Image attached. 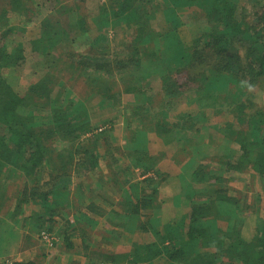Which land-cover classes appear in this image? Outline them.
Listing matches in <instances>:
<instances>
[{
  "label": "trees",
  "instance_id": "16d2710c",
  "mask_svg": "<svg viewBox=\"0 0 264 264\" xmlns=\"http://www.w3.org/2000/svg\"><path fill=\"white\" fill-rule=\"evenodd\" d=\"M252 1L107 0L108 6L103 9L106 18L101 23L97 21V25L107 27L110 21L115 27L120 24V27L132 30V39L126 47L129 57L123 54L105 60L99 59L100 53H93V56L84 55L86 60L75 62L70 53H65L63 65L70 68L77 65L81 69L80 75L85 77L89 92L85 99H78V102L70 99L65 103L71 91L58 79L59 73L64 74L66 70L62 72L57 62L65 52L70 32L60 18L63 14L75 18L69 28L84 34L88 29L86 18L71 8L83 0L63 5L55 0L52 10L39 20L35 33L26 36L28 42L31 38L30 49L38 56L40 65L46 60L48 63L44 74L27 88L23 96L16 94L2 73L6 69H15L25 60V45L12 41L16 27L13 32L8 14L23 19L24 26L31 25L40 12L34 0H0V215L8 200L5 190L7 174L33 180L30 187L24 185L20 199L9 213L10 218L16 219L15 214L21 211L20 205L27 204L30 197L41 200L45 213H48L46 216L53 215L46 219L40 214L35 215L34 220L40 225L68 212L80 211L81 215H88L94 208L91 202L94 198H88L82 206L79 205L83 199L73 205L69 185L60 183L72 173L73 179H81L90 172L94 174L90 175L94 182L90 184V190L94 189L96 193L103 186L112 192L123 191L122 215L136 216L132 225L134 231L131 232L128 225L119 227L121 230L117 232L118 242L113 243L114 248L99 255L93 254L96 256L93 258L81 254L91 263L99 258L97 264H264V219L246 232L249 233L246 236L242 229L253 219L240 223L235 213L230 214V209L239 213L245 207L242 198L230 195L232 189L227 185L237 173L264 181V91H261L263 102L260 107L250 101L252 89L261 87L264 90V0ZM158 12L162 17L160 22L170 26L163 32L151 28L150 23ZM189 15L204 22L200 33L190 36L182 31L185 27L183 21ZM18 31L24 35L28 32L23 28ZM102 35L105 36L104 31ZM9 39L14 44L9 45ZM140 68L142 70L136 71ZM121 69L124 72L119 76ZM152 76H158L160 81V89L155 93L161 95L158 101L147 93L152 87ZM177 77L191 86L187 91L189 94L184 93ZM143 80L148 87L145 88ZM115 85L119 87L117 91L113 89ZM122 94L133 97L124 107L123 131L130 132L125 143L131 153L130 163L141 168L142 175H148L141 181L132 182L127 172L121 177L120 166L115 160L106 165L108 172L105 174L99 166L100 137L105 134L111 137V125L102 129L92 127L87 105L93 97H98L100 103L119 104ZM176 96H182L183 100ZM174 97L186 105H199L204 100L212 109L221 113L226 111L234 117L226 130L221 128L219 137L224 146L221 145L223 153L216 159L217 168L205 163L206 160L213 162L211 158H198L202 154L201 148L211 145L217 134L194 139L205 128L204 124H198L204 121L199 112L196 115L178 113L170 119L169 111L173 112L175 108L172 105ZM133 121L135 126L131 130ZM151 135L159 139L162 146L174 142L177 154L187 153L189 156L186 170L189 173L185 175L189 176V181L192 179L194 194L190 196L183 187L180 194H176L179 203L185 197L191 202L190 210L178 219L159 222L156 190L159 172L155 164L165 155L151 156L148 147ZM80 136H84L87 147L76 142ZM54 142H63L67 144L66 148L55 152ZM102 159H106L104 155ZM48 164H51L48 170L50 182L44 188L46 181L38 184V180ZM56 183L60 185L57 187ZM197 185L201 187L194 188ZM95 209L97 211L99 207L96 205ZM221 221L226 228L219 226ZM23 236L29 238L26 234ZM81 237L67 235L62 241L67 249H71L76 244L72 242L82 241ZM43 257L44 254L38 256V260H14L2 264H45Z\"/></svg>",
  "mask_w": 264,
  "mask_h": 264
},
{
  "label": "rangeland",
  "instance_id": "374dc122",
  "mask_svg": "<svg viewBox=\"0 0 264 264\" xmlns=\"http://www.w3.org/2000/svg\"><path fill=\"white\" fill-rule=\"evenodd\" d=\"M59 1L62 5L65 3L68 4L69 2H74V0ZM34 2L40 13H38L33 18L31 25L26 24L23 26V19H17L15 14H8V19L10 22L9 25L11 26L12 24L11 27L13 28V32L14 26L16 27L15 33H12V41L14 43L21 42L22 45H25V48L23 49V56L25 60L16 66L15 69H6L2 71V73L8 79L9 83L12 85V88L19 96H23L26 93L27 88L33 82H36L42 74H44L48 63V61L45 59L46 61H43V63L40 65L38 56L30 49L29 42L31 41V38L29 42L26 39L28 36L35 33L39 20L44 15H46L48 11L52 10L55 0H34ZM250 2L253 1L250 0ZM107 6V0H83V3L81 4L72 5V9H77V12L86 18L88 29L84 34L75 33V31L73 32V28H69L68 25H72L75 22V18L71 16L66 17L64 14L60 18L63 25L70 32V40L64 47L65 52L60 55V61L57 62L59 63L62 72L63 70H66L64 74H58V79L63 81L66 85L65 87L71 91L69 98L65 99V103L70 99L72 101L85 99L89 93L87 92L88 83L85 80V77L80 75L82 74L81 69L78 68L77 65L71 67L73 69L67 67V65H63L64 58L62 56L65 55V53H70L73 56L72 59L75 62L79 61L80 59H84V55L93 56V53H100L101 57H99V59L104 58L105 60L116 59L118 55L123 56V54L125 57H129V49H126V47L132 39V30L126 26L120 27V24H117L118 26L116 25L117 27H115L110 21H108V25L109 23L110 25L107 27L103 25L100 27V25H97V21L101 23V21L106 18L105 15H103V9L107 8ZM161 18V14L158 12L155 14V20L151 21L150 23L151 28H153L156 32H163L165 28L169 26H165V24L160 22ZM183 22L185 27L182 28V31L184 33L188 32L190 36L192 33H200L204 26L203 21L192 19L191 15L186 17ZM19 28H23L26 31L28 30V32L25 35L23 32L19 33ZM102 31H104V37L102 35ZM12 41L9 39L7 43L9 45L14 44ZM9 45H7V47H9ZM69 70L72 71V73H70ZM137 70H142V68L136 69V71ZM123 72L124 71L121 69L119 71V76H122ZM77 75L80 76V78H76ZM157 77L158 76H152L150 78V86H152L150 89H153V91L147 89L148 95L154 97L155 101H158L161 98L160 93L155 95V93L160 89V81ZM176 79L178 84L184 87V93L190 90L191 86L189 84L186 85L183 79L180 77H177ZM144 84H146L145 88L148 87V84L145 81ZM108 85L112 86L113 83H109ZM118 88L119 87L117 85L113 87L115 91H117ZM261 91H264L261 90V87H255L251 90L253 97L250 101L251 103L259 104V107L263 102L262 99H260L263 94ZM187 93L189 94V92ZM176 97H180L181 99L183 98L182 96ZM176 97L173 98L175 103L172 104L173 106L175 105L174 111H169L168 114L170 119L175 117V115L178 113L181 114L185 112H192L194 115H196L199 112L203 115L204 121L198 124H204L205 128L200 130V133L194 139H202V137L205 138L206 135L208 137V135H211L212 133L217 134L216 136H213L214 139L211 145H209L206 149L203 147L201 148L202 154L198 156L200 159L211 158L214 160L213 162L211 161V163H209V161L206 160L205 163L210 164L211 168H217L218 164L216 159L223 153L221 150V145L224 146L223 140L219 137L222 134L221 128L226 130L227 125L233 122L234 117L226 111L221 113L215 108L212 109V107L208 106L209 103L204 100L199 102V105H186L184 102H179L181 100L177 99ZM132 99V95L122 94L121 98L119 99L120 103L113 104L111 102L100 103V99L98 97H93L90 103H88L87 107L90 113L92 127L96 129H102L104 127H109V124L111 125V131L109 132V136L111 137L109 138L106 136L107 134H105L100 137L99 142L101 145L98 148V153L100 155L99 166L103 170L102 173L105 174L108 172L106 170V165L112 164L113 160H115L117 165L120 166L119 173L121 177L127 172L129 178L133 180L132 182H135L141 181L148 175H142V169L137 166H133L130 163L131 153H128L129 149L125 144L128 137H130V132L126 133L123 131V128L125 127L123 124V116L125 117L126 115L124 107L126 104L130 103ZM38 113L40 114L41 112ZM134 126L135 123L133 121L131 123V130L132 128L134 129ZM76 142L83 145L84 148L87 147L84 145V136H80ZM174 144V142H171L162 146L159 139H156L153 135H151V138L148 141V147L151 156L157 157L165 155L163 159H157V163L155 164V167L159 172L156 181L159 182L156 188L157 194L159 196V200L157 202L159 203V222L178 219V217L183 215L184 212L190 210L189 207L191 206V202L189 199L185 197L181 203L175 199L176 194H180L181 187H183V190L187 191L190 196L194 194V190L191 187L192 179L189 181V176L185 175L189 173L186 172L188 169L187 163L189 156L186 155L187 153L177 154L174 152L176 151ZM66 145L67 144L63 142H54L52 147H54L55 152H57L60 149V151H62L64 148H66ZM105 150L107 151L105 152ZM101 155H104V158L106 159H102ZM54 159H56L55 156H53V161ZM167 160L173 162L174 166H170L168 162L164 163V161ZM175 161L178 164L175 163ZM50 168L51 164H48L46 171L41 173V178L38 180V184L40 181L41 183L46 181V184L42 186L44 188H46L50 182V177L48 174V170ZM150 174L152 173L149 172V175ZM90 175L94 174L89 172L81 179H73L74 177L72 173L70 178L61 181L60 184L69 185L68 187L71 196L70 199L73 200V205H78L81 202L80 199H83V203H80L79 206H82L84 203H86V200L88 201V198L90 197H93L94 200H96V202H93L94 200L91 201L94 208L88 212V216L92 218L90 219L88 217V220L84 219L79 211L73 213L68 212L54 216L53 220L48 222V224L40 225L39 222L34 220L36 217L35 215L40 214L42 217H44V219L50 218L53 215L46 216L48 213H45V207L42 206L41 200L36 197H30V199L28 198L30 203L28 202L27 204L23 203L20 205L21 211L19 214H15L16 219L10 218L9 213L13 211L16 201L20 199V194L24 189V185H26V187H30L33 180L30 181L28 178L19 179L17 174H7V187L5 190L8 200L6 201L5 209L1 213L2 215H0V219L2 221L0 223V264L14 260H38L37 257L42 254L45 255V257H43L45 264H97L96 261H98L99 258L94 260L95 262L91 263L88 261V259L82 258L81 254L85 253L93 258L96 257L93 254L99 255V253L103 251L106 252V250L114 248L116 245H113V243L116 244L118 242L116 238L119 236V233L117 235V232L121 230L119 227L124 228L128 225V228L131 229L132 232L134 228L132 225L134 224L136 216L131 214H126L125 216L122 215L123 213L120 209L125 201V195L123 191L112 192L109 188L103 189L102 186L99 190L96 188L98 192L95 193L94 189L90 190V184H94ZM27 179L30 182H28ZM60 184L56 183L55 185L57 186ZM143 184L144 183H141L142 188L145 189L144 192H147L148 189L145 188V185L143 186ZM184 184L187 186H183ZM227 185L232 189L230 191V195L234 196L236 199L242 198V206L244 205L243 207H245L244 210L242 212L239 211V213L234 212V209H230V214L235 213V218L239 219L240 223L243 221L245 222L247 219H253L247 227L242 229V232L248 236L249 233L246 232H248L250 229L253 230V228L258 225V222L264 219V181L252 179L248 174L237 173L235 174L234 178H231L227 182ZM200 187V185H197V187L194 188L199 189ZM112 202L113 204L110 205ZM96 205L99 207V210L97 211H95ZM225 213H227V211ZM225 213L222 214L227 216ZM107 214L111 215L107 217ZM29 217L33 218L30 219ZM239 220L237 221L239 222ZM218 224L221 228H226V224L223 223V221L219 222ZM24 234L28 235L29 238L24 237ZM75 234L77 235V238L81 235L83 236L81 238H83L86 245H88V247L86 246L87 249H84L83 245H77V243L75 244L73 250L66 248L62 238L67 235L69 236ZM70 239L74 238L71 237ZM9 241L12 245H8ZM74 242L76 241L74 240ZM14 245L16 246L11 252L9 248L10 246L13 247Z\"/></svg>",
  "mask_w": 264,
  "mask_h": 264
},
{
  "label": "crops",
  "instance_id": "0c3cea01",
  "mask_svg": "<svg viewBox=\"0 0 264 264\" xmlns=\"http://www.w3.org/2000/svg\"><path fill=\"white\" fill-rule=\"evenodd\" d=\"M175 148H176V147H175ZM174 152H176V151H174ZM163 153H164V152H163ZM170 158H171V157H170ZM166 162H168L170 166H174L173 162H170L169 160L164 161V163H166ZM182 202H183V201H182ZM79 212H80V211H79ZM80 213H81V212H80ZM82 217H83L84 219H87V220H88V217H89V216L85 214V215H82ZM89 218H90V217H89ZM91 218H92V217H91ZM91 218H90V219H91ZM82 241H83V239H82ZM82 241L79 239V241L72 242V244H73V243H77V245H80V246L83 245V248H84V249H87L88 245H86L85 241H83V242H82ZM80 242H81V244H80ZM8 245H12L10 241H9ZM15 246H16V245H14L13 247L10 246L9 249L11 250V252L13 251V248H14ZM74 246H75V244L72 245V247H71L70 250H73V249H74ZM86 246H87V247H86ZM9 252H10V251H9ZM11 252H10V253H11ZM12 255H13V254H12ZM12 255H10V256H12ZM81 257L84 258L82 255H81ZM84 259H86V258H84Z\"/></svg>",
  "mask_w": 264,
  "mask_h": 264
}]
</instances>
